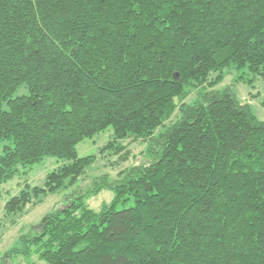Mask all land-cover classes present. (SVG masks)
I'll list each match as a JSON object with an SVG mask.
<instances>
[{
    "label": "trees",
    "instance_id": "obj_1",
    "mask_svg": "<svg viewBox=\"0 0 264 264\" xmlns=\"http://www.w3.org/2000/svg\"><path fill=\"white\" fill-rule=\"evenodd\" d=\"M230 68L264 79V0H0V185L45 157L66 161L42 186L25 183L6 214L74 185L95 160L76 145L108 127L107 149L129 137L159 146L99 210L79 196L46 214L22 254L264 264V120L205 90Z\"/></svg>",
    "mask_w": 264,
    "mask_h": 264
},
{
    "label": "rangeland",
    "instance_id": "obj_2",
    "mask_svg": "<svg viewBox=\"0 0 264 264\" xmlns=\"http://www.w3.org/2000/svg\"><path fill=\"white\" fill-rule=\"evenodd\" d=\"M214 75L209 77L213 78ZM215 91H229L241 103L250 105L253 114L264 120V108L260 102L264 99V79L251 74L246 68L226 69L223 78L211 87ZM203 91V90H202ZM195 93L189 94L185 102L192 103ZM156 130L153 136L157 135ZM112 128L85 138L76 145L79 157L93 155L94 162L86 168V172L77 182L60 192L44 196L36 205H29L25 212L6 214V201L23 189L25 183L31 187L42 186L45 175L62 165L66 161L56 157H45L44 160L32 167L20 168L19 173L10 181L0 185V264H50L39 258L34 246H30L26 255L23 240L40 229L42 218L51 211L63 207L82 196L83 201L93 210H99L101 205L110 202L114 197L113 185L122 181L130 169L141 162H149L155 158L159 146L154 139L127 138L116 144L120 149L105 148V144L112 136ZM120 151V152H119ZM2 146H0V155ZM105 178L102 188L93 193V189ZM133 205V199L118 204L117 209L128 208Z\"/></svg>",
    "mask_w": 264,
    "mask_h": 264
}]
</instances>
